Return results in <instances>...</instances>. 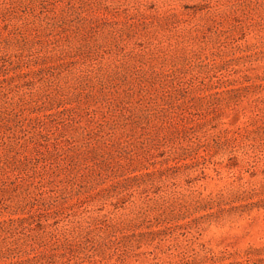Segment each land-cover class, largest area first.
<instances>
[{
    "label": "rangeland",
    "instance_id": "rangeland-1",
    "mask_svg": "<svg viewBox=\"0 0 264 264\" xmlns=\"http://www.w3.org/2000/svg\"><path fill=\"white\" fill-rule=\"evenodd\" d=\"M157 0H0V264H150Z\"/></svg>",
    "mask_w": 264,
    "mask_h": 264
}]
</instances>
